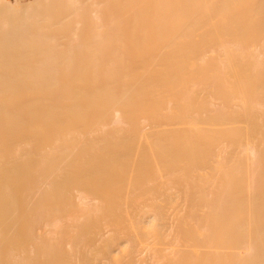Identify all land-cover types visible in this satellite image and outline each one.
<instances>
[{
    "label": "bare ground",
    "instance_id": "1",
    "mask_svg": "<svg viewBox=\"0 0 264 264\" xmlns=\"http://www.w3.org/2000/svg\"><path fill=\"white\" fill-rule=\"evenodd\" d=\"M0 264H264V0H0Z\"/></svg>",
    "mask_w": 264,
    "mask_h": 264
},
{
    "label": "rangeland",
    "instance_id": "2",
    "mask_svg": "<svg viewBox=\"0 0 264 264\" xmlns=\"http://www.w3.org/2000/svg\"><path fill=\"white\" fill-rule=\"evenodd\" d=\"M10 1H12V2H13V0H10ZM24 1H33V0H24Z\"/></svg>",
    "mask_w": 264,
    "mask_h": 264
}]
</instances>
